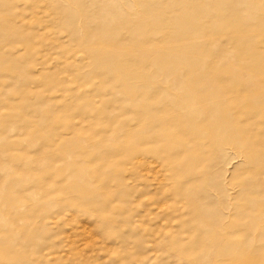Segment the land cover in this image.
I'll return each instance as SVG.
<instances>
[{"label":"rangeland","instance_id":"obj_1","mask_svg":"<svg viewBox=\"0 0 264 264\" xmlns=\"http://www.w3.org/2000/svg\"><path fill=\"white\" fill-rule=\"evenodd\" d=\"M0 264H264V0H0Z\"/></svg>","mask_w":264,"mask_h":264}]
</instances>
